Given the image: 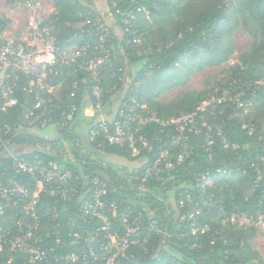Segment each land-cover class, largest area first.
Wrapping results in <instances>:
<instances>
[{
    "label": "trees",
    "instance_id": "trees-1",
    "mask_svg": "<svg viewBox=\"0 0 264 264\" xmlns=\"http://www.w3.org/2000/svg\"><path fill=\"white\" fill-rule=\"evenodd\" d=\"M52 4L54 12L47 21L54 26L56 45L69 55L80 54L66 66L67 72L54 76L53 85H61L53 88L49 96L59 107L52 106V113L45 117L52 121L61 119V112L70 105L68 97L75 82L76 107L87 106L85 92L94 106L90 83L80 82L82 78L90 79V75L78 68L81 62L104 55L98 37L105 35L104 48L110 54L101 66L98 84L106 115L110 116L112 105L122 92L123 107L117 114L130 112L134 107V113L157 117L164 124H144L140 132L147 145L137 144L139 155L130 157L118 146L105 142L101 147L95 141L86 145L79 125L83 120L90 125L87 118L68 122L61 132L48 135L40 134L44 128L37 120L31 129L21 125L24 108L33 103L34 94L21 95L23 104L0 113L1 123L19 126L18 133L9 138L17 150L22 149L25 157L37 155L64 164L80 182L97 176L120 204L131 205L157 220L164 233L150 231L146 248H136L134 257L123 264H264V257L250 244L258 228L254 224L238 228L230 221H222L233 208L253 223L264 216V0H52ZM123 18H128V23ZM238 26L252 37V49L239 56L230 67L228 78L216 84L217 89L185 91L162 104L155 101L173 74L180 76V68L187 71L202 59L216 66L223 63L233 50L231 33ZM137 38L143 43L137 44ZM223 92L228 96L219 100ZM237 94H241L245 105L237 106L229 99ZM211 96L216 97L215 102L196 116L200 131L190 133L189 154L181 162L172 158L173 167L165 169L161 179L142 184V167L177 134L174 125L167 121L194 111ZM27 100L28 104H24ZM208 125L214 140L205 149ZM215 125L228 141L227 148ZM189 128L190 125L185 132ZM176 151H180L179 146ZM3 156L0 150V158ZM52 200L42 195L43 203ZM80 203L76 196L54 204L58 216L47 227L52 229L59 224L52 230L58 235L52 252L58 257L54 264H80L65 259L74 250L67 221L77 218ZM189 214L193 219L187 218ZM194 221L199 228L206 225L207 230L192 232ZM77 230L86 236L82 227ZM52 237L49 240L55 239ZM6 258L7 254L1 251L0 264H43L29 262L27 254L16 253L11 262H6Z\"/></svg>",
    "mask_w": 264,
    "mask_h": 264
},
{
    "label": "built area",
    "instance_id": "built-area-1",
    "mask_svg": "<svg viewBox=\"0 0 264 264\" xmlns=\"http://www.w3.org/2000/svg\"><path fill=\"white\" fill-rule=\"evenodd\" d=\"M26 1L33 9L39 7L37 0ZM47 18L48 16L40 14L34 16L28 34L19 37L7 32L6 20L0 14V113L23 104L21 95L34 94L33 103L24 108V120L21 125L31 129L37 120L42 128H54L61 132L68 122H71L78 109L74 102V91L78 84H73L74 91L68 97L70 105L61 112L60 120L52 121L51 117H45L47 113H52L51 107L56 105L49 94L55 86L54 76L67 72L66 66L74 63L75 57L80 53L69 55L66 50L56 45L54 26ZM98 39L104 55L83 61L78 68L87 71L90 79L96 82L91 83V89L94 108L99 109V113L97 118L95 117L96 121L94 119L90 125L87 124L89 138L100 147L105 142L118 146L127 156L135 157L140 153L137 144L143 147L147 145L140 132L142 126L148 121L164 123L157 117H143L132 110L126 113L120 111L118 114L116 111L114 117H111V114L106 115L98 82L101 66L109 59L110 52L104 48L107 41L105 35H100ZM85 80L82 78L80 82L86 84ZM226 96L228 94L223 92V97L218 99H225ZM229 99L237 106L245 105L240 96H229ZM215 100L216 97L211 96L194 111L167 121L168 124L174 125L177 134H173L170 142H165L151 162L142 167V184L161 179V173L173 167L172 158L175 157L177 162H181L189 154L190 133L197 134L200 131L195 124L196 116ZM24 104H28V100L24 101ZM189 125V131L185 132ZM215 128L217 135L221 136L223 147L227 148L229 143L222 136V130L217 125ZM211 130L212 127L208 125L204 139L205 149H209L214 140ZM18 131L19 126L0 122V150L4 154L0 158V252L7 254L6 262H11L12 256L17 253L27 254L29 262L54 264L58 257L52 252L58 244V235L52 230L59 224L56 223L52 229L47 228L58 216L54 204L72 200L76 196L80 197L81 203L77 218L70 217L67 221L71 227L70 244L74 248L66 255L67 261L72 260L80 264H123L134 257L136 248H146L150 231L164 233L157 225V220L150 219L148 213L131 205H122L115 195L110 196L97 176L80 182L77 177H73L70 170L64 168V164L37 155L23 156L22 149V152L18 151L13 140L9 139ZM177 146L180 147L178 152ZM5 159L9 161L6 162ZM90 185L94 188L90 189ZM42 195L51 197L54 201L43 203ZM187 218L193 219V215L189 214ZM248 220L249 222L245 220L246 223H242V226L254 224L258 228V225H264V216H260L254 223L250 218ZM81 227L86 234L84 237L77 230ZM207 228L206 225L199 228L195 221L191 225L192 232H203ZM52 235L55 239L49 240Z\"/></svg>",
    "mask_w": 264,
    "mask_h": 264
},
{
    "label": "rangeland",
    "instance_id": "rangeland-1",
    "mask_svg": "<svg viewBox=\"0 0 264 264\" xmlns=\"http://www.w3.org/2000/svg\"><path fill=\"white\" fill-rule=\"evenodd\" d=\"M37 1L39 2V7L33 9L32 5L30 3H27L26 0H16L13 2H9L8 0H0V14L6 20L5 26L7 32H9L10 35L20 37L23 34L26 36L31 29L30 24L31 21H33L34 16L39 14L43 16H49L52 12H54L52 0ZM129 15L131 18L133 17L132 14ZM123 20L125 23H128L129 21L128 18H123ZM231 41L233 44V50L229 57L223 61V63L216 66L204 63L203 61L205 59H202L199 64L194 63L193 65H190L187 71H185L184 68H180L178 70L180 76L178 77L174 73L173 78L166 82L167 87L159 90V93L155 97V101L162 104L177 99L185 91L198 92L205 88H212L214 90L217 89L216 84L222 83L228 78V76L230 75V67L233 65V63L238 62L239 56L249 53L252 49V37L244 30H242L240 26L232 30ZM135 42L137 44H142L143 40L141 38H137ZM85 82H89L91 85V83L94 81L93 79H89V81L85 80ZM60 85L61 83H58L54 86V89L55 87H59ZM85 90H88V88H85ZM120 93L122 95L120 94L121 96L119 95L117 101H115L112 105L111 117H114L115 112L119 108L123 107V103L121 104L122 101L120 99H122L124 95L122 92ZM91 94L93 95V90ZM84 95L85 97H88L87 92H85ZM237 96H241V94H237ZM132 100L135 102V99ZM88 105L83 107L82 109H77L76 113L78 112V117L75 118V115H73V118L70 121L74 122L76 121V119L82 120L83 118H87L89 119V122H92L95 119L97 113H99V109L96 108V110L94 106L91 107L90 104ZM130 110L133 111L135 110V108L131 107ZM79 128L82 130L85 144L89 145V142L92 141L89 138V126H87V123L83 120L81 121ZM55 132L56 130L54 128H44L41 130L40 134H53ZM137 152L133 153L136 154ZM130 153L132 152L130 151ZM245 220L249 222L248 217H246L245 215L236 214L234 208L230 212L229 217L225 216L222 219L223 222L230 221L231 225L236 224L238 228L242 226V223H244ZM258 231L259 232L256 234V236L250 241V244L264 257V225H258Z\"/></svg>",
    "mask_w": 264,
    "mask_h": 264
},
{
    "label": "crops",
    "instance_id": "crops-1",
    "mask_svg": "<svg viewBox=\"0 0 264 264\" xmlns=\"http://www.w3.org/2000/svg\"><path fill=\"white\" fill-rule=\"evenodd\" d=\"M84 101H85L86 105L90 104V102H89V99H88V98H86V97H85ZM88 106H89V105H88Z\"/></svg>",
    "mask_w": 264,
    "mask_h": 264
},
{
    "label": "water",
    "instance_id": "water-1",
    "mask_svg": "<svg viewBox=\"0 0 264 264\" xmlns=\"http://www.w3.org/2000/svg\"><path fill=\"white\" fill-rule=\"evenodd\" d=\"M62 137H63V135L60 136V138H62Z\"/></svg>",
    "mask_w": 264,
    "mask_h": 264
}]
</instances>
